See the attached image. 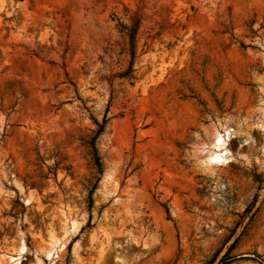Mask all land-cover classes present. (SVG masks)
<instances>
[{
	"label": "rangeland",
	"instance_id": "374dc122",
	"mask_svg": "<svg viewBox=\"0 0 264 264\" xmlns=\"http://www.w3.org/2000/svg\"><path fill=\"white\" fill-rule=\"evenodd\" d=\"M0 264H264V0H0Z\"/></svg>",
	"mask_w": 264,
	"mask_h": 264
},
{
	"label": "bare ground",
	"instance_id": "6f19581e",
	"mask_svg": "<svg viewBox=\"0 0 264 264\" xmlns=\"http://www.w3.org/2000/svg\"><path fill=\"white\" fill-rule=\"evenodd\" d=\"M213 145H214L215 150L210 154L209 160L213 162L221 163L229 155V152H228L229 149L227 148L226 142L223 140L221 134H216ZM54 252H55V245H51L46 250V254L48 256H51Z\"/></svg>",
	"mask_w": 264,
	"mask_h": 264
},
{
	"label": "trees",
	"instance_id": "16d2710c",
	"mask_svg": "<svg viewBox=\"0 0 264 264\" xmlns=\"http://www.w3.org/2000/svg\"><path fill=\"white\" fill-rule=\"evenodd\" d=\"M131 35H132V37H134V32H132ZM102 130H103V126L100 125V126H99V129H98V131H97V134H99ZM98 163H99V162H98Z\"/></svg>",
	"mask_w": 264,
	"mask_h": 264
}]
</instances>
